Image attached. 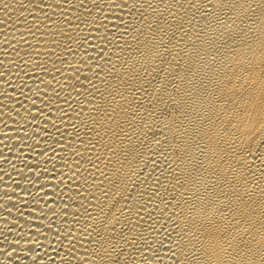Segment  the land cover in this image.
Masks as SVG:
<instances>
[{
    "label": "bare ground",
    "instance_id": "6f19581e",
    "mask_svg": "<svg viewBox=\"0 0 264 264\" xmlns=\"http://www.w3.org/2000/svg\"><path fill=\"white\" fill-rule=\"evenodd\" d=\"M0 264H264V0H0Z\"/></svg>",
    "mask_w": 264,
    "mask_h": 264
}]
</instances>
